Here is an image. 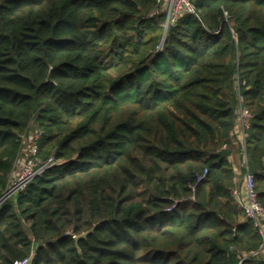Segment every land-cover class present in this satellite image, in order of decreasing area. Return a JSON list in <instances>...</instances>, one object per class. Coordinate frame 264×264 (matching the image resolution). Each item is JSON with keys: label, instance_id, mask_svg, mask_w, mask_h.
<instances>
[{"label": "trees", "instance_id": "trees-1", "mask_svg": "<svg viewBox=\"0 0 264 264\" xmlns=\"http://www.w3.org/2000/svg\"><path fill=\"white\" fill-rule=\"evenodd\" d=\"M192 1L163 35L158 0H0V196L27 126L55 159L0 204V264H264L230 157L241 106L264 204V0Z\"/></svg>", "mask_w": 264, "mask_h": 264}, {"label": "built area", "instance_id": "built-area-1", "mask_svg": "<svg viewBox=\"0 0 264 264\" xmlns=\"http://www.w3.org/2000/svg\"><path fill=\"white\" fill-rule=\"evenodd\" d=\"M161 3V8L165 11L166 17L164 20V29H167L169 24H172L176 19L184 13H196V7L192 0H158ZM250 112L244 107L238 108L235 127L238 128L239 141L244 145L245 128L249 125ZM27 132V127L21 133V144L25 138L28 139L27 146L23 149L24 154L16 158L13 168L7 179L6 188L0 196V204L13 195L14 193L24 189L32 178L41 173L45 168L52 165L55 161L53 156L41 158L38 155V139L41 134L39 128H34L33 131ZM20 151V153H21ZM243 154V147H242ZM243 187H237L233 190L242 211L246 216L250 217L257 226L259 233L264 238V204L257 198V192L254 186V174L247 168L246 158ZM205 172V171H204ZM204 172L198 175V179L202 178ZM264 244V243H263ZM256 250H250L244 253L241 260L248 254H254ZM10 264H31L30 256L14 259Z\"/></svg>", "mask_w": 264, "mask_h": 264}, {"label": "rangeland", "instance_id": "rangeland-1", "mask_svg": "<svg viewBox=\"0 0 264 264\" xmlns=\"http://www.w3.org/2000/svg\"><path fill=\"white\" fill-rule=\"evenodd\" d=\"M160 5H161V3H160ZM165 17H166V14H165ZM165 31H166V29L163 30V35L165 34ZM162 41L163 40L160 41V44L162 43ZM33 130H34V128L32 127V125H29V126H27V132L26 133L31 132ZM23 132H24V130L22 131V133ZM237 135H238V138H239V134H237ZM236 140H238L239 145H236L235 144V143H237ZM27 144H28V139L25 138L24 141H22V148L23 147L25 148L27 146ZM233 144L236 146L235 152H236V158H237V159L234 158L233 163L235 162V160H238L239 159V163H240V168L241 169H240V172L237 174V180L238 181L240 180L241 184H239V185H240V187H243V180H244V172H243V169H245V160L243 159L242 156H240V155H242L241 153H242V147L243 146L241 145V142L239 141V139L236 138V136H233ZM23 149H22V151L20 153L21 155L24 154ZM230 157H231V155H230ZM16 194L17 193H14L13 195L10 196V198H15Z\"/></svg>", "mask_w": 264, "mask_h": 264}, {"label": "crops", "instance_id": "crops-1", "mask_svg": "<svg viewBox=\"0 0 264 264\" xmlns=\"http://www.w3.org/2000/svg\"><path fill=\"white\" fill-rule=\"evenodd\" d=\"M237 134H238V128L235 127L233 135L236 136L237 139H239ZM236 141H237V143H235V144H236V145H239L238 140H236ZM235 147H236V146H235ZM233 151H234V152H233ZM233 151H232V153H231V161H232V163H233L234 158H236L235 148L233 149ZM241 154H242V153H241ZM240 156H242V155H240ZM242 157H243V156H242ZM236 159H237V158H236ZM233 167H234L235 172L238 174V173L240 172V169H241V168H240L239 159H238V160H235V162L233 163ZM260 253L264 256V247H262Z\"/></svg>", "mask_w": 264, "mask_h": 264}, {"label": "water", "instance_id": "water-1", "mask_svg": "<svg viewBox=\"0 0 264 264\" xmlns=\"http://www.w3.org/2000/svg\"><path fill=\"white\" fill-rule=\"evenodd\" d=\"M48 78H49V77H48ZM86 234H87V231L82 232V233H79V234H75V235H73V236H74V239H75V240H78L79 238L85 236Z\"/></svg>", "mask_w": 264, "mask_h": 264}]
</instances>
